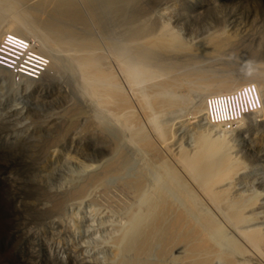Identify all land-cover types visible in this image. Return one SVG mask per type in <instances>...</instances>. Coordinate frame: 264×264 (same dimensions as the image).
Instances as JSON below:
<instances>
[{
    "label": "rangeland",
    "instance_id": "rangeland-1",
    "mask_svg": "<svg viewBox=\"0 0 264 264\" xmlns=\"http://www.w3.org/2000/svg\"><path fill=\"white\" fill-rule=\"evenodd\" d=\"M36 1L30 0L28 4ZM138 3L141 10L132 19L134 22L146 24L153 31L163 24L189 46L202 42L196 45L202 50L199 55L184 59V55L171 54L175 56L172 70L182 72L186 66L192 72L206 68L212 73L220 67L235 69L234 77L242 78L250 73L255 80L264 77V0H139ZM92 19L94 22L85 33L103 52L110 51L106 45L111 43L113 55L119 54L125 43L121 32L128 26V20H114V23L95 15ZM69 28L78 32L75 25ZM206 38H216L224 44L220 53L211 52L210 45L203 41ZM31 40L40 46L37 37ZM108 51L107 55H112ZM170 57L163 60L167 62ZM149 62L161 74L170 65L158 68ZM47 77L53 78L54 83L44 89L37 88ZM26 84L31 89L29 95L23 96L19 89L9 90L8 79L0 75V264H114L117 248L113 245V235L125 225L127 212L136 204L132 181L143 178L150 187L155 176L149 163L164 161L166 150L158 143L145 144L138 137L141 148L134 145L127 129L83 99L76 91L75 79L66 70L55 75L49 71L41 81ZM245 86L253 89L257 101L253 106L249 97L238 99L242 109L252 108L249 112L241 111L240 116L224 126L207 120L225 131L217 148L230 155L234 169L237 168L233 172L243 178L240 181L235 177L240 183L234 181L237 190L233 191L245 190L247 195H253L261 210L255 215L260 214V218L256 217L252 223L258 221L263 228L264 220H260L264 219V113L257 116L263 103L253 80L236 88ZM59 88L64 95L57 92ZM232 90L219 93H232ZM193 101L181 110H171L167 116L166 112L157 114L159 120L167 122L165 139L176 151L189 149L184 129H193L197 124L191 120L200 98L193 97ZM9 103L13 105L11 108ZM133 106L143 122L135 102ZM19 129L24 130L21 133ZM146 131L154 141L150 129ZM46 141L48 146H44ZM211 166L207 164L205 168ZM81 183L87 184L85 191L71 195L69 192ZM54 202L58 203L56 208ZM182 252L172 249L165 260H159L151 252L148 260L181 264L178 260Z\"/></svg>",
    "mask_w": 264,
    "mask_h": 264
},
{
    "label": "bare ground",
    "instance_id": "bare-ground-1",
    "mask_svg": "<svg viewBox=\"0 0 264 264\" xmlns=\"http://www.w3.org/2000/svg\"><path fill=\"white\" fill-rule=\"evenodd\" d=\"M138 1L37 0L29 5L30 0H0V35L10 31L29 39L37 37L40 43L37 50L46 54L50 61L44 74L37 80L13 81L1 67L0 75L3 74L8 79L9 90L19 89L24 96L29 95L31 89L26 83L41 81L49 71L55 75L66 70L75 79L76 91L83 99L127 129L129 140L134 145L141 148L136 139L138 137L145 144L158 143L166 150L164 161L149 163L155 176L150 187H147L143 178L132 181L137 196L136 204L135 208L130 205L132 209L127 212L125 225L119 227L117 235L112 236L113 245L117 248L114 264H162L158 260L154 262L151 259L153 262H150L148 255L154 252L157 254L156 258L163 260L172 249L183 251L178 260L181 264H252L250 260L264 264V227H260L258 221L252 223L256 217L257 220L260 218V214L255 215L261 206L256 204L253 195L244 193L245 190L233 191L237 190L236 183L234 184L235 177L239 176L234 173L237 168L234 169L235 166L228 157L230 155L217 148L225 131L218 128V124L207 120L203 102L204 97L211 93L227 92L253 80L262 97V108L257 115L261 117L264 113V77L258 79L260 81L253 79L251 73L242 78L234 77L235 69L223 67L212 73L206 68L192 72L186 66H183L182 72L172 70L175 56L171 54L184 55V59L199 55L202 50H198L196 45H201L202 42L189 46L163 24L153 31L146 24L134 22L132 19L137 18L141 10ZM93 15L110 22L128 20L129 27L123 26L125 29L121 32L125 43L119 54L113 55L110 43L106 47L112 55H107L108 50L103 52L101 47L95 45L94 39L85 33L92 26L90 23L94 22ZM70 25H75L78 32H72ZM206 39L203 41L210 45L211 52L220 53L224 44L216 38ZM166 57H170L167 62L163 60ZM149 60L158 68L160 65H170L161 74L151 68ZM220 71L223 73L219 74ZM52 83L53 78L47 77L42 85L36 87L44 89ZM57 92L64 95L61 88ZM196 96L200 101L198 106L195 105L197 107L192 112L191 122L197 124L193 125V129H184L188 134L189 149L178 147L179 150L176 151V147H171L173 145L165 139L169 129L167 122L159 120L157 114L166 112L167 116L171 110H181L188 103L194 102L193 97ZM132 100L139 109L143 122L138 118L139 115L136 116L138 113L135 112ZM9 104L11 108L13 105ZM28 110H31L30 104ZM144 122L148 126L144 127L147 125ZM145 128L150 129L155 142L148 137ZM19 130L22 133L24 129ZM47 142L49 141L44 146H48ZM45 150L48 149L45 147ZM82 162L80 165L87 167ZM207 164L212 166L205 168ZM93 179L96 180V177ZM241 179L243 178L240 181ZM81 184L75 189L73 187L74 190L70 189L69 193H83L87 184ZM56 206L57 202L55 208Z\"/></svg>",
    "mask_w": 264,
    "mask_h": 264
},
{
    "label": "built area",
    "instance_id": "built-area-1",
    "mask_svg": "<svg viewBox=\"0 0 264 264\" xmlns=\"http://www.w3.org/2000/svg\"><path fill=\"white\" fill-rule=\"evenodd\" d=\"M49 57L39 52L29 38L5 31L0 35V67L5 69L13 81L23 79L37 80L46 71ZM249 97L250 103L257 104L253 89L250 86L241 87L232 93L207 96L205 100V115L212 122L220 125L232 123L240 112H249L252 108L238 102L240 97ZM212 122V123H215Z\"/></svg>",
    "mask_w": 264,
    "mask_h": 264
},
{
    "label": "clouds",
    "instance_id": "clouds-1",
    "mask_svg": "<svg viewBox=\"0 0 264 264\" xmlns=\"http://www.w3.org/2000/svg\"><path fill=\"white\" fill-rule=\"evenodd\" d=\"M37 47V46H36ZM50 62V61H49ZM3 69V68H2ZM43 75V74H42Z\"/></svg>",
    "mask_w": 264,
    "mask_h": 264
}]
</instances>
